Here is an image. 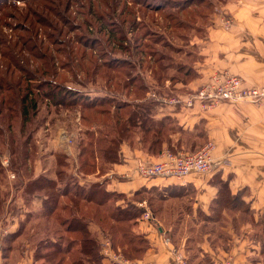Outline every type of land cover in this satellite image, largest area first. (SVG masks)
<instances>
[{"label":"trees","instance_id":"trees-1","mask_svg":"<svg viewBox=\"0 0 264 264\" xmlns=\"http://www.w3.org/2000/svg\"><path fill=\"white\" fill-rule=\"evenodd\" d=\"M8 1L14 0H0V6L7 5ZM26 1L28 5L34 3ZM54 1L58 6L64 4V0ZM111 1L114 3L111 15L118 10L122 22L127 23L131 18L128 24L131 32L141 25L135 22L133 7L125 5L119 9V1ZM129 1L138 8L142 6L141 0ZM185 1V4L173 8L174 12H165L168 9L167 0L161 6L143 7L148 13L154 14V18L152 16L150 20L151 23H156L160 36L150 32L151 30L142 24L145 30L141 33L138 28L139 32L133 36V55H130L131 47L128 46L126 34H117L122 30L124 23H120L121 26L117 30L109 19L110 26L107 25V31L100 28L106 35V45L108 42L111 47L121 49L134 57V61L106 58L103 57L104 53L95 52L90 40L81 38L82 33L88 35L86 27L77 30L76 35L65 37L64 29L60 26L61 23L64 24L63 14L58 17L49 6L41 3L35 7L48 13L52 25L43 18L44 15L33 12L28 18L19 15L24 21V26L19 32L14 30L8 40L0 34V142L10 152V158L11 155L17 156L13 162L17 169H12L13 172L18 176H29L26 180L20 178L15 187L20 189L22 198L28 202L36 194L44 197L36 218V226L44 224L45 228L33 241V264H104L99 243L101 238L109 239L112 248L124 256L137 260L141 259L148 249L147 238L134 230L143 213V209L136 206L135 202L147 198L144 190L127 197L108 191L107 178L87 180L90 175L102 176L104 170H111L119 163L122 143L131 148L144 149L152 155L161 152L164 142L171 151H178L170 146L171 136L177 132L180 135L185 134L173 119L167 116L159 119L154 117L157 104L153 100H145L147 98H144V95L149 87L143 82L135 66L140 68L146 63L147 69H155L152 73L158 83L163 79H175H168L162 74L165 66L161 62L166 58L155 48L168 46L167 42H164L163 34L181 39L187 36L183 34L187 30L198 34L215 12V6L224 0H215L216 5L213 0ZM107 3L109 11L111 5L108 0ZM12 8L17 9L15 6ZM144 15L149 17L147 13ZM53 21H58L59 24ZM89 21L90 19L87 20V25ZM55 37H58V40L55 41ZM100 51L107 52L104 45H101ZM186 64L178 67L176 76H183L184 79L185 76L191 75ZM94 77L102 79L107 90L104 96H96L90 100L87 94L83 95L68 86V82L80 78L83 79V82L80 80L81 85L84 81L94 82ZM111 91L122 92V95L130 100L107 94ZM142 98L145 101H140ZM42 104L67 112H78L79 125L85 130L84 138L79 140L75 173L67 171L68 163H64L67 157L61 152L51 153L54 159L53 177L44 174L35 177L27 168V162L32 165L35 159L31 146L38 129L36 114ZM197 137L202 140L200 131ZM186 143L191 144L188 141ZM1 159L5 164L7 159L2 158V152L0 174L3 173ZM217 187L209 215L198 211L205 224H211L213 230L224 229L223 224L227 222L226 217L230 218L229 213L234 212L235 215L243 210L248 217L252 216L249 205L242 200V192L232 194L227 182L221 180L217 182ZM149 193L150 191L147 194ZM149 199L147 198V201L151 204ZM3 203L4 199L0 193V210ZM253 226H262L260 231L263 232L264 218L254 222ZM213 230L210 228L206 234H214ZM19 234L20 231L3 237V263L4 260L7 262L11 255L12 243ZM173 234L171 231V238ZM215 235L216 239L210 240L213 247L218 246L215 244L216 240L222 241L225 238L217 232ZM190 239L186 238V246L192 243ZM258 241L260 242L259 239ZM261 243L260 254L264 256V237ZM183 250L188 251L189 248Z\"/></svg>","mask_w":264,"mask_h":264},{"label":"crops","instance_id":"crops-1","mask_svg":"<svg viewBox=\"0 0 264 264\" xmlns=\"http://www.w3.org/2000/svg\"><path fill=\"white\" fill-rule=\"evenodd\" d=\"M219 12L231 18L230 28L223 27L220 20L222 13ZM189 44L192 51L186 56L191 75L184 79L183 76H175L177 79L173 81L165 80V85L171 87L168 91L149 88L145 97L156 102V119L164 116L173 119L185 134L180 135L177 132L171 136L170 146L173 149L198 150L206 142H213L215 147L212 151L211 171L192 173L181 181L171 178L143 179L136 172L138 162L143 159L156 161L158 155L122 143L119 163L106 175L108 191L131 197L144 190L145 197L150 198L149 205L155 221L151 224L138 220L134 229L135 232L142 233L149 243L148 249L139 259L143 264H174L172 249L184 253L183 246L179 248L173 244L167 235L171 227L164 226L184 221L180 213L188 208L182 205L183 200L190 204L193 221L199 210L209 215L210 206L218 191L217 182L220 180L227 182L232 194L242 192V200L249 205L253 217L258 218L264 211V106L247 102H224L204 110L199 104L184 108L159 104L153 99V95L167 96L164 94L166 92H171L168 95L174 96L195 91L216 73L237 76L247 87L264 86V0L220 2L208 23L198 34L195 32ZM199 131L202 140H198ZM165 149L169 147L164 142L162 150ZM39 174L48 176L43 170L36 172L34 176ZM50 177H53V173ZM157 194L160 196H156ZM147 198L136 201L135 205L143 203L149 208ZM43 199V195L36 194L28 202L22 197H17L14 202L18 203L20 213L25 211L30 214L29 208L40 211ZM175 209H179L177 214L173 213ZM8 218L9 225L4 228L6 235L19 231L22 224L19 223L18 216L8 215L6 221ZM247 232L248 230H243L242 235L232 234L228 250L219 246L213 247L207 234L200 249L210 258L211 264H222L225 257L231 258L232 264H259L254 258L248 260L251 255L259 257L261 254L256 245H250L245 235ZM165 237L169 239V244L164 242ZM29 253L31 255L26 264H33L32 252Z\"/></svg>","mask_w":264,"mask_h":264},{"label":"rangeland","instance_id":"rangeland-1","mask_svg":"<svg viewBox=\"0 0 264 264\" xmlns=\"http://www.w3.org/2000/svg\"><path fill=\"white\" fill-rule=\"evenodd\" d=\"M118 1L120 5L119 9H121L125 5L127 7H133L135 12V22L141 25L143 24L145 28H147L149 31L151 30L150 32H155L156 35L160 34L159 29L157 28V26H155L156 23L153 24L150 20L152 16L154 18V14L148 13L144 10V8L151 7L152 5L161 6L166 0H141L142 6L139 8L136 5H131V1L129 0ZM213 1L216 5L217 1ZM29 2L34 3L28 5V1L25 2V0H14L8 1L7 5L0 6V34L3 36V38L8 40L10 37L9 35L13 34L12 32L14 30H17L16 32L21 31L20 29L24 26V21L20 18L19 15H25L28 18V16H31L30 13L38 12L39 15H44L43 18H45L49 22V24L52 25L51 18L48 13L45 11H41L40 9L35 7L38 3H41L43 5L45 4V6H49L51 10H53V14H55L56 16L62 17L63 14L64 24L61 23L60 26L64 29L65 37L76 35L75 32H78L77 30L86 27L88 30V35L82 33L81 38H88V40H90V42L94 45L95 52L104 53L105 55L103 57L106 58L117 60H135L134 57L129 56L128 53H124L123 51H121V49L111 47L108 42L106 45V35L102 33V31H107V25L110 26L108 20L110 19L112 21V24L116 26L117 30L119 26H121L120 23H124L122 22V16H119L118 10L113 15H111L112 6L114 5L113 1L108 0L109 4L111 5V7H109L110 12L108 11L107 0H64V4L61 6H58V4L54 0H29ZM49 2H51V4H49ZM184 2L186 1L167 0L166 7H168V9L165 12H174L173 8L180 6V4H185ZM12 6H15V8L17 9H13ZM219 6L220 4L216 5L215 10L218 9ZM33 9H35V11ZM57 11H59L60 13ZM145 13H147L149 17L147 15H144ZM88 19H90L89 25H87L86 23ZM53 22L59 24L58 21ZM130 22L131 18L129 22L124 23L125 25L123 26L122 30L118 31L117 34H126L128 46L131 47L129 52H131L130 55H133L135 53L133 51V36L135 35V33L139 32L138 28H140L141 33L145 29L141 25H139L137 26L136 30L133 29V31L131 32L130 27L128 26ZM90 25L91 27H89ZM101 27L102 31L100 30ZM68 30L70 32H68ZM183 34L187 36L181 39V37H172L170 36V34L166 35L164 33L163 39L164 42H167L168 46L166 48H160L159 46L155 47L159 50V52H162L167 59H164L161 64L165 66V70L162 71V74L168 79L176 76V70L178 69V67L184 65L185 63H189V61L187 60L188 57L186 55L191 53L192 51V47L190 46L189 42L192 36L195 35V32L187 30L184 31ZM57 38L58 37H55V41L58 40ZM59 38L61 39L63 37ZM101 45L105 46L107 52L100 51ZM146 67V63H144L140 68L135 66V70L138 72L143 82L149 88L156 87L160 88L161 90L164 89L166 91L171 88L169 85H165L166 79H163L160 83H158L154 74L152 73V71L154 72L155 69L151 71ZM154 68H156V66H154ZM81 78H77L79 81L75 79V81L73 82H68V86L71 89H76L83 95L87 94L86 96H88L87 98H89L90 100H92L96 96H104V92H106L107 90L104 87L101 78L94 77V82L85 83L84 81L83 85H81L82 83H80V80L81 82H83V79ZM175 79L177 78L175 77ZM166 93L164 94L167 96H171L168 95L171 94V92ZM107 94H115L122 100H130L126 98L124 94L122 95V92L114 93V91H111L107 92ZM144 98H142V100L140 101H143ZM145 100L149 101L152 99L147 98ZM36 122L38 129L34 134V143L31 146L35 154V159L34 161H32V165L27 162V168L31 170L33 175L36 172L43 170V172L47 174L48 177H50L53 173L54 160L51 153L61 152L67 157L66 161H64V163H68L67 171L75 173L74 169H77V155L79 153V140L81 138H84L83 131L85 130L82 125H79L78 112H67L66 110H63L61 108L47 107L45 106V104H42L36 114ZM186 151L189 152L188 150ZM0 152H2V158L6 157L7 159V162L5 164H3V159H1L3 173L0 174V193L4 199V203L2 205V209L0 210V231L4 230L5 225H9V218L6 221L8 215H11V217L18 216V218H20L19 223H22L19 229L20 234L18 235V238L12 243L13 253L9 256L7 262H5L4 260L3 264H26L31 255L29 251L32 252L33 241L40 235V232L45 228V225L40 224L39 226H36V218L39 215V211H36L35 209L29 208V210L31 211L30 214L25 213V211L20 213L21 210H19L18 208L19 205L14 201L15 199H17V197H22V193L20 189H15V187H17L18 180H20V178L26 180L29 178V176L27 177V174H20V176H18L15 172H13L12 169H17V166L13 164L14 159L17 158V156L11 155L10 158V152L6 147L2 145L1 142ZM109 172L110 170H104V174L102 175V177H105ZM105 178H107V176ZM98 179L103 180L101 176L97 177L96 174L88 176V181H97ZM182 202H184L182 205H186L185 207L188 208L187 211L182 210L180 213L184 221L180 224H173L172 226L164 227H171V231H173L174 233L172 238L170 237L171 241L174 242V245L179 248L185 245L186 238H191L190 240H192V243L187 244V246L185 245L184 248L182 247V249L189 248L188 251L183 250L184 258L188 264H211L210 258L206 254H203V251L200 249V247L201 243L203 242L204 236L207 235L206 233H208V230L210 228L213 230V227L211 224H205V222L203 221L204 218L199 212L195 213L194 222L192 220L190 204L186 200H183ZM149 210L152 212V207L150 205ZM178 210L179 209H175L173 213L177 214ZM229 214L230 218L226 217L227 222L223 224L224 229L217 228V230H213L215 232L214 234H209V239L215 240L216 232L222 234L225 237L224 240H216L215 244H217L224 250H228L232 234L242 235L243 230H248L245 235L246 238L249 239L251 243L250 245H256L257 249L261 250V240L264 237V231H260L262 226H260V228L253 226V223L258 222L264 218V211L261 215H259L258 218L252 216L248 217L243 212V210H240V213H235V215L234 212ZM19 215H21L22 217H19ZM245 225H249V227H245ZM16 232H18V230ZM16 232L14 234H16ZM170 232L167 233L168 236H170ZM258 239L260 240V242L258 241ZM103 240L107 239L101 238L99 242L100 250L101 242ZM124 257L131 260H137L127 256ZM252 258H254L253 260H256V262H258L259 264H264V256L257 257L256 255H251L248 257V260H251ZM224 259H226L225 262L229 259L232 262V259L229 257H225ZM223 262L224 261H222V264H225V262Z\"/></svg>","mask_w":264,"mask_h":264},{"label":"built area","instance_id":"built-area-1","mask_svg":"<svg viewBox=\"0 0 264 264\" xmlns=\"http://www.w3.org/2000/svg\"><path fill=\"white\" fill-rule=\"evenodd\" d=\"M219 13H222L220 20L223 27L226 29L230 28L232 25L231 18L227 17L223 12ZM153 99L159 104H170L184 108H192L199 104L204 110L214 108L224 102H247L264 106V86L247 87L237 76L216 73L211 75L195 91L176 94L171 97L153 95ZM214 147L213 142L208 141L194 152H173L165 149L158 154L156 161L143 160L138 162L136 172L143 179L171 178L179 181L192 173H207L211 171L213 166L212 151ZM137 206L143 209L139 220L153 224L155 219L149 208L143 203H138ZM5 235L6 231H0V264H3L1 249L2 239ZM164 242L169 244V239L165 237ZM172 253L174 255V264H188L181 251L172 249ZM101 255L104 264H143L139 260L128 259L119 251L113 250L108 240L101 242ZM225 264H232V262L229 259Z\"/></svg>","mask_w":264,"mask_h":264}]
</instances>
